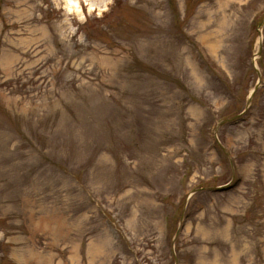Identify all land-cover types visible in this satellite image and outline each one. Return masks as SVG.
Wrapping results in <instances>:
<instances>
[{
    "label": "rangeland",
    "instance_id": "1",
    "mask_svg": "<svg viewBox=\"0 0 264 264\" xmlns=\"http://www.w3.org/2000/svg\"><path fill=\"white\" fill-rule=\"evenodd\" d=\"M79 2L0 0V264H264V0Z\"/></svg>",
    "mask_w": 264,
    "mask_h": 264
},
{
    "label": "clouds",
    "instance_id": "2",
    "mask_svg": "<svg viewBox=\"0 0 264 264\" xmlns=\"http://www.w3.org/2000/svg\"><path fill=\"white\" fill-rule=\"evenodd\" d=\"M85 3L89 14H91L94 9L96 11L97 16L101 15L104 11H107L106 5L104 7H98L93 3H88L87 0H85ZM58 6L60 5L58 4ZM62 6L67 13H75L81 22L85 21L86 17L81 10V5L79 0H63Z\"/></svg>",
    "mask_w": 264,
    "mask_h": 264
},
{
    "label": "water",
    "instance_id": "3",
    "mask_svg": "<svg viewBox=\"0 0 264 264\" xmlns=\"http://www.w3.org/2000/svg\"><path fill=\"white\" fill-rule=\"evenodd\" d=\"M259 51H260V48H259ZM257 86H258V85H256V86L254 87V90H253V92L256 90Z\"/></svg>",
    "mask_w": 264,
    "mask_h": 264
}]
</instances>
